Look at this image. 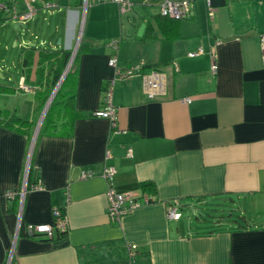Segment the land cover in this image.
Returning a JSON list of instances; mask_svg holds the SVG:
<instances>
[{
    "label": "crops",
    "instance_id": "1",
    "mask_svg": "<svg viewBox=\"0 0 264 264\" xmlns=\"http://www.w3.org/2000/svg\"><path fill=\"white\" fill-rule=\"evenodd\" d=\"M131 1L127 35L112 0H88L87 6L85 0H37L36 14L25 24L12 19L27 37L21 45L36 50L25 69L21 52L17 78L0 66L4 79L16 80L0 79L15 87L0 96V108L33 119L39 51L63 48L74 50L73 102L89 115L74 122L71 134H42L47 112L37 126L46 103L26 133L0 127V264H264V0H210L212 16L206 0H189L192 14L176 23L149 16L165 0ZM138 9L145 18L135 15ZM112 39L119 42L122 66L141 67L114 86L116 128L94 115L115 74ZM22 82L31 89L24 91ZM28 163L33 185L42 189L30 184L20 207L6 193L21 186ZM106 167L116 169L109 181L101 176ZM84 169L96 175L81 178ZM145 181L154 184L151 193L142 188ZM110 188L149 194L152 202L112 222ZM172 199L193 214L200 205L237 201L258 216L245 227L223 219L207 230L200 219L183 221L184 213L170 220ZM54 209L67 218L62 238L30 237L19 229L20 220L53 223Z\"/></svg>",
    "mask_w": 264,
    "mask_h": 264
},
{
    "label": "built area",
    "instance_id": "2",
    "mask_svg": "<svg viewBox=\"0 0 264 264\" xmlns=\"http://www.w3.org/2000/svg\"><path fill=\"white\" fill-rule=\"evenodd\" d=\"M22 1V0H21ZM37 0H23L24 9L21 11L19 9V0H4L0 2V13L6 14L10 19H17L18 21L25 24L30 18H32L36 14V8L32 6V2ZM104 1V0H99ZM113 2L119 5L120 14L122 19L124 16L131 12L134 8V5L131 0H112ZM87 6L88 0H85ZM208 5V10L210 16L213 15L212 3L210 0H206ZM51 6H57L56 3L51 4ZM192 14V6L191 1L182 0H165L160 4L153 6L149 11V16H165L175 20H181L183 18H187ZM221 41H217L219 44ZM109 46L114 48L115 53L110 57L109 64L115 70L114 77L109 80L104 89V95L102 98V105L99 109H97L94 113L97 117H102L108 119L113 128L117 127V111L116 106L113 101V90L114 86L118 81L125 80L127 78L132 77L140 71V66H132L123 68L120 64V60L117 55L118 50V40L112 39L107 42ZM262 48L264 49V35L261 36ZM203 49H200L197 52L189 53L190 57H195L201 53H203ZM215 60V59H214ZM215 64V63H213ZM21 88L24 91H28L31 89L24 82L21 84ZM154 96V94H150V97ZM185 101L189 102L190 99L187 98ZM131 149H128V156H131ZM29 163L25 170L24 179L22 181L21 186L15 190H9L6 193L8 199L12 201H17L20 207L23 205L24 198L26 192L28 191V173ZM116 173V169L114 167H106L104 168L101 176L104 177L107 181L111 180ZM96 175V171L93 169H84L81 172V178L87 179L92 178ZM33 189H42L40 184L32 185ZM108 197V207L107 212L110 220L112 222L119 223L121 219L128 213L133 210L140 208L145 204H149L152 202V198L149 194H142L141 196H134L129 193H119L115 191L113 188H110L107 192ZM183 205L179 199H172L167 203V216L170 220L179 221L183 216ZM54 222L53 223H44V224H24L20 220L19 229H23L25 233L30 237L37 236H45L50 239H55V237H59L60 234L66 233L67 231V218L61 209H54L53 211Z\"/></svg>",
    "mask_w": 264,
    "mask_h": 264
},
{
    "label": "trees",
    "instance_id": "3",
    "mask_svg": "<svg viewBox=\"0 0 264 264\" xmlns=\"http://www.w3.org/2000/svg\"><path fill=\"white\" fill-rule=\"evenodd\" d=\"M21 1V0H19ZM156 21L161 19H170L173 22L179 20L171 19L165 16L155 15L153 16ZM8 17H2L0 13V21H7ZM152 24L149 23L145 36L150 35ZM84 47L80 46L77 50V54L83 51ZM35 47H26L23 49L21 57L22 68H28L32 65ZM72 50L61 49H41L38 55V67H37V83L35 87V98L37 101V115L31 120H25L20 117L17 109H3L0 108V127L15 129L17 131L27 132L36 124L39 112L43 109L45 104L50 98V95L59 83L61 76L67 67V64L71 58ZM123 68H127L124 66ZM76 76L72 71H69L62 82L58 92L52 100L49 109L46 113V117L42 123L40 133H58V134H71L74 122L79 119L88 116L86 112H82L76 109L74 100ZM15 87L6 84H0V96L6 93H13ZM58 127L60 130H58ZM32 173L28 176V185H33ZM142 188L147 193H151L154 189L152 182L145 181L142 183ZM182 204V202H181ZM187 204V203H186ZM183 207L185 204H182ZM224 216H218L217 221L223 220ZM242 218H245L242 216ZM240 227H245L240 221L236 220ZM24 231L23 229H21ZM65 233L60 234V238Z\"/></svg>",
    "mask_w": 264,
    "mask_h": 264
},
{
    "label": "rangeland",
    "instance_id": "4",
    "mask_svg": "<svg viewBox=\"0 0 264 264\" xmlns=\"http://www.w3.org/2000/svg\"><path fill=\"white\" fill-rule=\"evenodd\" d=\"M4 1V0H0ZM2 17H6V14L1 13ZM16 23L8 18L7 21H0V66L2 69V72L6 75H9L11 78L14 77V75L17 78L16 75V66L19 64V58L21 55V52L23 51L21 45V41L27 37H22L21 33L24 31L23 28H16ZM24 35V34H23ZM61 38L58 37L56 43H59V40ZM18 41L17 45H15V42ZM35 42V41H33ZM38 42V41H37ZM26 47V46H24ZM74 56V50L72 51L71 57ZM18 68V67H17ZM11 82L8 80V76H5V79L0 75V79L6 83V84H14L16 83V80L11 79ZM218 201V200H217ZM218 201L216 203L215 201L210 204L206 205H200L197 208H195L193 214V210L189 209L188 207L183 210L184 217L183 221H191L193 224L197 223L198 219L204 223V228L210 230L216 226V222L218 219V216H224V219H233L238 220L241 223H243L245 220L251 221L255 220L256 216L253 213L250 212L247 208L244 209V205H242L241 202H222ZM244 216L245 218H242Z\"/></svg>",
    "mask_w": 264,
    "mask_h": 264
},
{
    "label": "water",
    "instance_id": "5",
    "mask_svg": "<svg viewBox=\"0 0 264 264\" xmlns=\"http://www.w3.org/2000/svg\"><path fill=\"white\" fill-rule=\"evenodd\" d=\"M134 11H136V10H134ZM137 11H139V14H140V15H138V14L136 13V14H135L136 16L141 17V18H145V13H144L141 9H138ZM129 14H130V16L132 15V13L129 12V13H127V14L124 16V18H123L124 31H125L126 35L129 34V33H130V30L133 29V21H129V19L127 18V16H128ZM132 18H133V16L131 17V20H132ZM16 26H18V25H16ZM16 26H15V27H16ZM146 26H147L146 22H143V23L141 24V26H140V28H139V30H138V35H139V36L142 35V33L144 32ZM58 44H61V41H60V40H59V43H58ZM15 45H16V42H15ZM73 58H74V56H72V57L70 58V60H69V62H68V64H67V67H66V69H65V71H64V73H63V75L61 76V79H60L59 83L57 84V86H56V88L54 89V91H53L51 97L49 98V100H48V102H47V104H46V107H45V109H44V111H43V113H42L41 119H40V121H39V123H38L37 129L39 128V126H40V124H41V122H42V118L44 117L45 113L47 112L48 107H49L51 101L53 100L55 94L58 92V89L60 88V86H61L63 80L65 79L67 73L69 72V69H70L71 63H72V61H73ZM28 173H30V168H29V170H28Z\"/></svg>",
    "mask_w": 264,
    "mask_h": 264
}]
</instances>
